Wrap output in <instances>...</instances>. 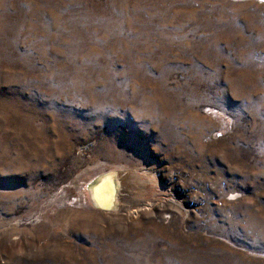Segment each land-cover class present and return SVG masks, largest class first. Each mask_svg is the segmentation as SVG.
Segmentation results:
<instances>
[{"label": "rangeland", "instance_id": "1", "mask_svg": "<svg viewBox=\"0 0 264 264\" xmlns=\"http://www.w3.org/2000/svg\"><path fill=\"white\" fill-rule=\"evenodd\" d=\"M0 264H264V0H0Z\"/></svg>", "mask_w": 264, "mask_h": 264}, {"label": "bare ground", "instance_id": "2", "mask_svg": "<svg viewBox=\"0 0 264 264\" xmlns=\"http://www.w3.org/2000/svg\"><path fill=\"white\" fill-rule=\"evenodd\" d=\"M126 180V175L122 172L114 171L95 181L90 185V193L95 203L107 210L120 208L124 198L122 194L128 192Z\"/></svg>", "mask_w": 264, "mask_h": 264}]
</instances>
